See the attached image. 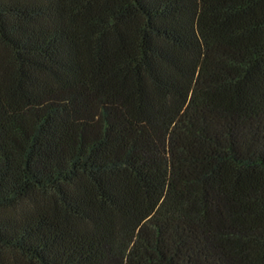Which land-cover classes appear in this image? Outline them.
Masks as SVG:
<instances>
[{
    "label": "trees",
    "instance_id": "1",
    "mask_svg": "<svg viewBox=\"0 0 264 264\" xmlns=\"http://www.w3.org/2000/svg\"><path fill=\"white\" fill-rule=\"evenodd\" d=\"M0 264H264V0H0Z\"/></svg>",
    "mask_w": 264,
    "mask_h": 264
}]
</instances>
